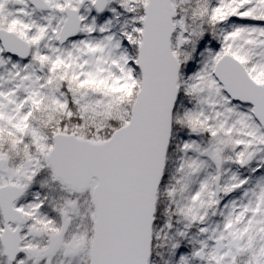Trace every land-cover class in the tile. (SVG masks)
Instances as JSON below:
<instances>
[{"label":"snow or ice","instance_id":"1","mask_svg":"<svg viewBox=\"0 0 264 264\" xmlns=\"http://www.w3.org/2000/svg\"><path fill=\"white\" fill-rule=\"evenodd\" d=\"M0 264H264V0H0Z\"/></svg>","mask_w":264,"mask_h":264}]
</instances>
